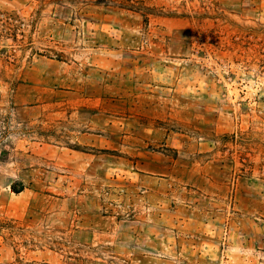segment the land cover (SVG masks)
Masks as SVG:
<instances>
[{"label": "rangeland", "instance_id": "1", "mask_svg": "<svg viewBox=\"0 0 264 264\" xmlns=\"http://www.w3.org/2000/svg\"><path fill=\"white\" fill-rule=\"evenodd\" d=\"M0 264H264V0H0Z\"/></svg>", "mask_w": 264, "mask_h": 264}, {"label": "trees", "instance_id": "2", "mask_svg": "<svg viewBox=\"0 0 264 264\" xmlns=\"http://www.w3.org/2000/svg\"><path fill=\"white\" fill-rule=\"evenodd\" d=\"M17 193V192H16Z\"/></svg>", "mask_w": 264, "mask_h": 264}]
</instances>
